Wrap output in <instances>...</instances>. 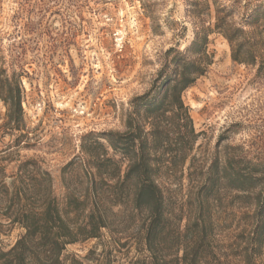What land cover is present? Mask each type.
I'll list each match as a JSON object with an SVG mask.
<instances>
[{
  "label": "rangeland",
  "instance_id": "374dc122",
  "mask_svg": "<svg viewBox=\"0 0 264 264\" xmlns=\"http://www.w3.org/2000/svg\"><path fill=\"white\" fill-rule=\"evenodd\" d=\"M190 2L0 0V78L19 82L23 108V130L14 131L3 102L7 85H0V168L6 182L20 163L33 161L51 174L61 203L65 182L79 194L86 182L82 147L95 139L105 144L101 137L108 131H124L130 101L151 87L166 51H184L193 40L199 21L188 13ZM209 51L213 65L184 93L199 134L195 153L208 165L216 157L224 163L223 156L232 152L227 146L264 157V76L233 62L218 33L209 37ZM21 134L24 142L17 147ZM72 161L76 165L63 173ZM192 191L185 180L181 200L188 213ZM216 203L211 236L221 256L228 264H264V236L261 245L252 244L251 222L243 215L248 209L236 193L223 190ZM23 234L19 226L5 227L0 246L9 250ZM141 244L138 228L123 215L112 231H104L102 242L68 245L63 258L67 264L71 258L83 264H133L146 255Z\"/></svg>",
  "mask_w": 264,
  "mask_h": 264
},
{
  "label": "trees",
  "instance_id": "16d2710c",
  "mask_svg": "<svg viewBox=\"0 0 264 264\" xmlns=\"http://www.w3.org/2000/svg\"><path fill=\"white\" fill-rule=\"evenodd\" d=\"M189 8L199 21L193 40L184 51H166L151 87L130 101L124 131H108L101 137L105 144L95 139L82 147L86 182L79 194L63 179L67 195L61 203L51 174L33 161L20 163L9 183L0 168V231L13 226L24 231L9 250L0 246V264H67L68 245L102 242L104 231H112L123 215L138 228L146 254L133 264H228L211 236L212 210L223 190L235 192L248 209L243 215L251 222L252 244H262L264 157L227 146L232 152L223 156L224 163L216 157L208 165L195 153L199 134L184 93L214 63L213 33L227 41L233 62L264 76V0H191ZM5 84L7 125L21 132V87L15 79L0 78ZM75 165L70 162L63 173ZM185 180L193 189L189 213L181 200ZM243 258L248 262L250 256ZM71 264L83 263L71 258Z\"/></svg>",
  "mask_w": 264,
  "mask_h": 264
}]
</instances>
